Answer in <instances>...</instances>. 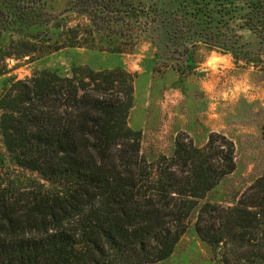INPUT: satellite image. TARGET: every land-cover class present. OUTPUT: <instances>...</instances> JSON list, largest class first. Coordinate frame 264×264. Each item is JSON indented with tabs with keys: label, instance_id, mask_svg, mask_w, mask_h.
I'll list each match as a JSON object with an SVG mask.
<instances>
[{
	"label": "trees",
	"instance_id": "trees-1",
	"mask_svg": "<svg viewBox=\"0 0 264 264\" xmlns=\"http://www.w3.org/2000/svg\"><path fill=\"white\" fill-rule=\"evenodd\" d=\"M43 19L30 1L0 0V75L7 58L87 45L82 25L59 35ZM134 82L124 69L87 67L36 72L4 88L0 131L14 170L0 175V264L158 263L195 212L198 237L223 250L222 264H264V173L236 205L201 203L236 170L234 140L212 132L197 146L179 137L171 155L149 161L142 132L128 124Z\"/></svg>",
	"mask_w": 264,
	"mask_h": 264
},
{
	"label": "rangeland",
	"instance_id": "rangeland-1",
	"mask_svg": "<svg viewBox=\"0 0 264 264\" xmlns=\"http://www.w3.org/2000/svg\"><path fill=\"white\" fill-rule=\"evenodd\" d=\"M26 1L41 8L44 23L59 35L79 24L99 33L79 34L87 43L82 47L7 58L0 97L13 79L36 72L124 69L135 77L128 124L142 132L141 152L149 161L171 155L179 137L197 146L212 132L234 140L236 170L201 203L236 205L264 173V9L258 1L103 0L107 9L98 11L93 0ZM13 170L0 131V175ZM195 216L173 254L154 264H222L223 250L198 237Z\"/></svg>",
	"mask_w": 264,
	"mask_h": 264
},
{
	"label": "clouds",
	"instance_id": "clouds-1",
	"mask_svg": "<svg viewBox=\"0 0 264 264\" xmlns=\"http://www.w3.org/2000/svg\"><path fill=\"white\" fill-rule=\"evenodd\" d=\"M239 87H240V85L238 84V85H237V88H239Z\"/></svg>",
	"mask_w": 264,
	"mask_h": 264
}]
</instances>
